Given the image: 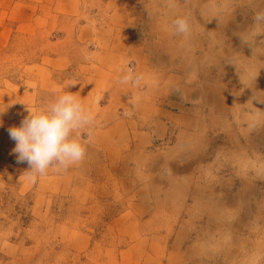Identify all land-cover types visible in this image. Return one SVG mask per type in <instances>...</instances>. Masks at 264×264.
<instances>
[{"label": "rangeland", "instance_id": "374dc122", "mask_svg": "<svg viewBox=\"0 0 264 264\" xmlns=\"http://www.w3.org/2000/svg\"><path fill=\"white\" fill-rule=\"evenodd\" d=\"M249 20L242 0H0V264L175 250L177 264H264V45H241ZM63 91L92 113L74 132L85 156L32 179L8 129Z\"/></svg>", "mask_w": 264, "mask_h": 264}, {"label": "clouds", "instance_id": "9594fccd", "mask_svg": "<svg viewBox=\"0 0 264 264\" xmlns=\"http://www.w3.org/2000/svg\"><path fill=\"white\" fill-rule=\"evenodd\" d=\"M242 6L250 20L237 36L241 45L253 51L258 45H264V0H242ZM169 27L175 34L185 37L191 31L184 15L175 16ZM132 79L131 70H127L119 77V82L127 83ZM92 118L91 111L77 95L63 91L45 108L28 109V115L18 126L9 127V136L15 141L13 152L17 153L18 160L27 161L32 179L46 174L50 166L67 169L79 164L85 156L86 143L74 132Z\"/></svg>", "mask_w": 264, "mask_h": 264}, {"label": "bare ground", "instance_id": "6f19581e", "mask_svg": "<svg viewBox=\"0 0 264 264\" xmlns=\"http://www.w3.org/2000/svg\"><path fill=\"white\" fill-rule=\"evenodd\" d=\"M160 1V0H159ZM170 8V7H169ZM158 25V24H157ZM194 59V58H193ZM237 141V140H236ZM236 144H239L238 142H236ZM199 189L198 188H193L190 192L188 191V194H186L185 195V197L183 198V201H182V203H183V205L187 202V201H193V204H195V202H197V195H199V191H198ZM171 193V192H170ZM182 194V193H181ZM212 195V194H211ZM211 195H209V197H208V199L210 200V201H212L213 202V196H211ZM169 196V198L171 199H175V197H171V195L169 194L168 195ZM177 198V197H176ZM215 200V199H214ZM219 200V199H218ZM174 201V200H173ZM176 201L178 202V205L180 204V202H181V199H180V201H178V199L177 200H175V202L174 203H176ZM171 202V201H170ZM189 203V202H188ZM190 204V203H189ZM175 205V204H174ZM177 205V206H178ZM176 207V206H175ZM175 243L176 244H178V243H180V242H178V237H176L175 238ZM176 246V245H175ZM175 246H173V247H175ZM165 252V251H164ZM153 257H151V256H149L148 257V259H149V261H154L153 259H152ZM166 260V261H165ZM178 260H180V252H177L176 250H175V252L173 251L172 253L170 252V253H165V254H163L162 256H161V259L159 260V262L158 261H154V262H156L157 264H164V262H166V264H177V262H178ZM153 262V263H154Z\"/></svg>", "mask_w": 264, "mask_h": 264}]
</instances>
